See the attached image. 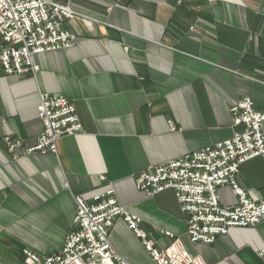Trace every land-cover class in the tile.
<instances>
[{
	"label": "crops",
	"instance_id": "0c3cea01",
	"mask_svg": "<svg viewBox=\"0 0 264 264\" xmlns=\"http://www.w3.org/2000/svg\"><path fill=\"white\" fill-rule=\"evenodd\" d=\"M52 1L77 13L64 23L75 46L34 55L36 76L0 66V264H26V249L60 252L75 198L110 188L158 250L171 233L205 264H264V220L194 244L175 193L147 197L136 186L148 168L231 138L241 99L264 109V0ZM40 94L73 102L83 130L63 137L57 155L16 157L5 138L35 145ZM236 180L264 201V157ZM218 194L222 206L238 201L229 186ZM109 240L129 264H156L122 218Z\"/></svg>",
	"mask_w": 264,
	"mask_h": 264
},
{
	"label": "built area",
	"instance_id": "2783aa9c",
	"mask_svg": "<svg viewBox=\"0 0 264 264\" xmlns=\"http://www.w3.org/2000/svg\"><path fill=\"white\" fill-rule=\"evenodd\" d=\"M77 13L68 4L52 0H0V66L7 75L36 76L33 57L75 46L77 38L64 23ZM38 115L43 131L30 148L19 140L5 138L16 157L23 154H58V142L82 132L83 125L73 102L62 95L40 94ZM233 136L163 165L150 167L136 178L138 190L147 197L173 191L185 215L190 241L212 245L232 228H248L264 220V201L251 198L237 184L243 164L264 157V109L245 97L231 108ZM19 153V154H18ZM229 186L238 201L222 206L219 187ZM71 231L58 253L26 251L29 264H129L112 247L109 232L122 218L141 240L156 264H205L191 255L179 238L158 250L141 228L142 220L127 211L113 188L91 199L75 198Z\"/></svg>",
	"mask_w": 264,
	"mask_h": 264
},
{
	"label": "rangeland",
	"instance_id": "374dc122",
	"mask_svg": "<svg viewBox=\"0 0 264 264\" xmlns=\"http://www.w3.org/2000/svg\"><path fill=\"white\" fill-rule=\"evenodd\" d=\"M26 251H31V250H23V253H22V255H23V257H24V261H25V263L26 264H29L28 263V260H27V255H26ZM31 252H33V251H31ZM33 253H35V252H33ZM36 254H38V253H36ZM40 255H43V254H40Z\"/></svg>",
	"mask_w": 264,
	"mask_h": 264
}]
</instances>
